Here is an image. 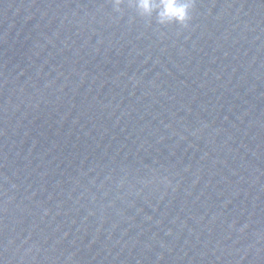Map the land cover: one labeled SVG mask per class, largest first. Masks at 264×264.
Returning <instances> with one entry per match:
<instances>
[{
	"label": "water",
	"instance_id": "water-1",
	"mask_svg": "<svg viewBox=\"0 0 264 264\" xmlns=\"http://www.w3.org/2000/svg\"><path fill=\"white\" fill-rule=\"evenodd\" d=\"M0 0V264H264V0Z\"/></svg>",
	"mask_w": 264,
	"mask_h": 264
},
{
	"label": "clouds",
	"instance_id": "clouds-1",
	"mask_svg": "<svg viewBox=\"0 0 264 264\" xmlns=\"http://www.w3.org/2000/svg\"><path fill=\"white\" fill-rule=\"evenodd\" d=\"M123 0H114L117 10ZM130 6L134 7L142 17H153L160 25L178 24L186 26L191 19L190 12L194 6V0H130Z\"/></svg>",
	"mask_w": 264,
	"mask_h": 264
}]
</instances>
